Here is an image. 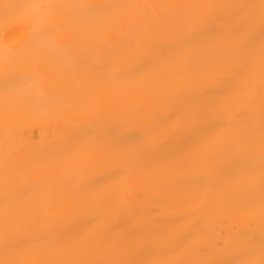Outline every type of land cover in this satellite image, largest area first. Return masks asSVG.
<instances>
[{"label":"snow or ice","instance_id":"6c2138e0","mask_svg":"<svg viewBox=\"0 0 264 264\" xmlns=\"http://www.w3.org/2000/svg\"><path fill=\"white\" fill-rule=\"evenodd\" d=\"M0 264H264V0H0Z\"/></svg>","mask_w":264,"mask_h":264},{"label":"bare ground","instance_id":"6f19581e","mask_svg":"<svg viewBox=\"0 0 264 264\" xmlns=\"http://www.w3.org/2000/svg\"><path fill=\"white\" fill-rule=\"evenodd\" d=\"M47 135V125L39 117L18 116L8 126L0 119V154L6 140L13 147L27 149L42 142Z\"/></svg>","mask_w":264,"mask_h":264}]
</instances>
